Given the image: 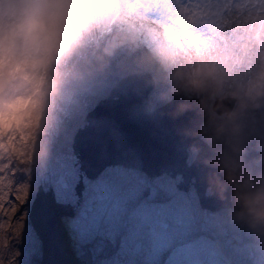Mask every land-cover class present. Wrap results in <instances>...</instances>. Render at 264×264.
I'll return each instance as SVG.
<instances>
[{
  "label": "rangeland",
  "instance_id": "374dc122",
  "mask_svg": "<svg viewBox=\"0 0 264 264\" xmlns=\"http://www.w3.org/2000/svg\"><path fill=\"white\" fill-rule=\"evenodd\" d=\"M31 2L34 7L40 9L50 28L57 29L65 35L73 33L74 40L69 42L67 50L52 65L51 87L38 107L39 118H28L19 126L13 124L0 128V146L3 145V148L9 151V159L4 163L6 171L3 176H7L5 182L7 189L4 193L8 189L14 191L16 198L9 204L10 208L1 214V218L4 216L5 219L0 224V251L7 250L6 244H9L13 251H20L17 247L19 241L26 245L25 232L32 225L29 216L24 215L21 220L9 224L12 215L19 212L29 196L28 192L18 190L17 183L28 186L30 182L24 183V180L28 177L31 180L36 179L42 169L47 167L49 185L72 197L66 214L73 211L75 215L65 214L67 217L65 218L56 214L55 218L46 219L44 223L51 229L54 225H66L68 237L62 239L51 237L50 240L43 235V244L39 245L37 258L32 260L27 256L20 264H93L99 254H103L104 257L111 256L110 264H141L137 261L135 263V260L146 252L153 257L151 264H162V262L166 264L168 251L178 246H180L179 250L170 253L173 264H264L259 261L256 254H253L252 249L244 247L240 251L237 250V247L250 244L252 240L257 239L255 236V238L240 237V228L244 224L261 223L264 226V218L260 216L261 210L264 209L262 200L255 201L253 198L245 211L231 208H222L214 212L208 209L204 211L198 201L195 178H191L184 188L183 175L177 173L173 176L170 171L163 173L162 176L165 181L172 182L173 191L178 195L173 203L174 209L170 213H163L164 215L159 219H156L158 214L155 212L145 219L143 215L147 204L151 205L159 201L161 182L157 177L149 178L142 171L111 165L95 179H90L80 169V163L71 147L76 130L84 125L86 113L100 99L107 96L117 78L119 80L134 72H149L154 81V87L148 95L151 110L173 99H195L204 114L202 124H208L209 120L218 122L219 126H213V129L219 128L223 140L226 131L230 129V124L227 120L225 123L221 121L240 111L245 104L248 109L246 115L248 120L243 121L245 133L237 134L235 139L232 135H228L227 142L231 144L230 146H226L224 141L220 144L219 139H215L211 145L208 144L210 136H206L200 129L199 139L205 145L211 148L221 147L219 160L223 168L235 171L240 167L246 144L256 138L264 141V118H260L257 122L252 120L256 107L261 103L264 104V80L261 79V73H264V0H212L210 4L205 0L196 3L198 7H202L200 21L211 26H219L220 35L216 43L223 51L219 59L211 60L210 57L203 58L201 47L192 46L193 64L195 69L199 67V70L192 74L193 80L190 84L185 80L174 93L169 90V82L163 79L157 69H154V57L143 55L149 53L150 48L141 30L132 27L131 19L125 18L122 14L124 9L127 12L131 10L126 0L116 1L115 8L118 12L113 23L107 25H102L101 17L87 5L86 0H31ZM24 3L25 0H0V25L5 22L11 23L16 18L18 7ZM167 4H169L168 0H166ZM119 21H125V25L121 27ZM153 38L151 35L149 40ZM106 39H111L112 49L106 46ZM140 49H143V52ZM203 61L215 63L212 78H209L211 71L204 72L201 69ZM248 73L251 76L246 81L244 78ZM220 82L226 83L229 88L226 90V96L216 97L213 84ZM257 92L261 94L257 95ZM237 97H243L239 106H237ZM217 100L219 102L215 103ZM231 106L233 107L229 116L223 117ZM45 120L47 122L42 128L41 123ZM188 150L195 151L189 161L186 158V165L189 167L197 158V149L191 146L187 148V152ZM2 153L3 150L0 149V156ZM226 154L231 155L232 164L226 165L225 161H222ZM261 156L264 164L263 146ZM57 162L67 163L72 176L65 177L58 173ZM247 183L243 181V185ZM261 184L264 190V177ZM80 185L81 189L78 191ZM88 185L93 190L104 191L110 196L108 213L111 211V218L108 223L110 227L115 228V238L119 237L122 228H128L134 235L127 241L125 251L116 254L114 246L106 248L102 237H94L91 239L92 242H89L87 238L78 234L75 223L78 219H84L86 213L76 212L73 206L88 193ZM128 188H132V198L136 202L139 200L143 202L140 211L131 212L128 199L122 202L121 197ZM152 190L153 196L149 199L147 192ZM212 194L210 187H207L205 195ZM115 203L118 205L113 209ZM181 209L185 219L192 221L182 230L192 231L190 235L179 239L175 216H179ZM133 212L134 214L130 215ZM169 217L172 219L171 223L167 221ZM93 218L96 222L97 217ZM45 225L41 224L39 227L44 228ZM87 225L88 221L83 220L79 223L81 227ZM4 230H9L10 235L4 236ZM31 230L34 232L33 227ZM101 230L102 228H99L96 232H102ZM34 236L39 237L35 232ZM71 239L74 240L70 242ZM258 239L264 242V234ZM228 244L235 246L234 250L229 251L231 255L223 251ZM201 246L205 247L204 253ZM212 251L220 257L219 260L212 256ZM59 258L61 260H58Z\"/></svg>",
  "mask_w": 264,
  "mask_h": 264
},
{
  "label": "bare ground",
  "instance_id": "6f19581e",
  "mask_svg": "<svg viewBox=\"0 0 264 264\" xmlns=\"http://www.w3.org/2000/svg\"><path fill=\"white\" fill-rule=\"evenodd\" d=\"M116 1L117 0H86V3L94 12L99 14L102 25H107V23H113V20L118 12L115 8ZM168 1L169 4L166 5V0H126V2L131 6V10L127 12V10L124 9L122 14L125 16V18L131 19L132 27H136L137 29L141 30L142 36L146 39L148 48H150V52L144 53L143 55L154 57V69H157L158 73L162 75L163 79L169 82V90L174 93L178 86L183 84L185 80L188 81V84H190L193 80L192 74L196 70H199V67L198 69H195V65L193 64L194 54L192 51V46L201 47L203 58L210 57L211 60L215 58L219 59L223 49L216 43V39L220 35L219 26H211L204 21H200L202 7H198L196 3H201L205 0ZM211 1L212 0H208V3L210 4ZM124 22L125 21H119L121 27L125 25ZM151 35L154 37L153 40H149ZM106 46L109 49L113 48L111 39H106ZM140 50L143 52V49ZM223 57L227 59V57ZM226 61L227 60H224V62ZM214 68L215 63L212 61L202 62L201 69L204 72L211 71L209 72V78L214 76V71H212ZM250 76L251 75L248 73L244 79L248 81ZM213 85L215 87L214 95H216V97L227 95L225 93L229 87L226 86V83L223 84L220 82L216 85ZM242 99L243 97H237V106L242 103ZM247 114L248 109L244 104V107L240 111H236L234 115L221 121L222 123H225V120H227V123L230 124V129L226 131L224 140L220 137L219 128L218 130L213 129V126H219L218 122L214 123L213 121L209 120L208 124H202L200 129L205 132L206 136H210L208 144L211 145L215 139H219L220 144L225 142L226 146H230L231 144L227 142V136L232 135L233 139H235L237 134L241 133L244 135L246 128L243 121L248 120L246 118ZM260 118H264L263 103L256 107L252 120L257 122V120ZM46 122L47 120L41 123L42 128ZM26 127L28 128L27 125ZM44 133L46 134V132ZM262 142V146L264 147V141L262 140ZM3 147V145L0 146V149L3 150L2 156H0V175H2L0 176V224L2 223L3 219H5L4 216L1 218V214L5 210L7 211V209L10 208L9 204L16 199L14 191L12 192L8 189L7 192L4 193V190L7 189V187H5L7 176H3V173L6 171V166L4 163L7 159H9V151ZM194 154L195 151L188 150V161L192 156H194ZM222 161H225V164L229 165L232 164L233 159L231 158V155L226 154L223 156ZM66 164L67 163L65 162H57V170L59 171L58 173L62 174L63 176L70 177L72 176V171L69 169V167H67ZM37 168L38 167H35V169ZM156 177L157 180L162 183H160L159 186V201L152 203L151 205L147 204V206L144 208L143 215L145 219L149 218L154 212L158 214L156 219H159L160 216H163V213H170L174 209V201L178 198V195H176V193L173 191L174 189L170 180L165 181L162 175ZM29 178L30 177L24 180V183L30 182V184H28L26 187L23 186V183H17L18 190L20 192H28L29 196L22 204L19 212L14 213L11 217V220L9 221V224H13L17 220H21L24 215L29 216L32 225L30 228H27L25 232L26 245L24 244V246L19 241L17 247L20 249V251H13L12 247H10L9 244H6L7 250L0 251V264H20L22 259L26 258L27 256L31 257L32 260H35L37 258L39 245L43 244V235H45L50 240L51 237L62 239L68 237L69 235L66 225H54V227L51 229L49 226L45 225L44 221L48 218H55L57 216L56 214H58V216H64L67 218L65 216L66 209L69 205H71L69 201L72 197L62 190L55 188L53 189V187L49 185V169L47 167L42 169V172L40 175L36 176V179L31 180ZM127 185L129 186V184ZM87 191L88 193L82 197L75 206H73L76 212L84 211L86 213L84 219H78L75 223V226L78 227V234H80V237H84L85 239L87 238L89 242H92L91 239L94 237H102L106 248L114 246L116 248V254L119 253V251H125L127 241L132 239L134 235L128 228H122L120 230L119 237L115 238V228L113 226L110 227L108 223V220L111 218V211L108 213V207H110V196L104 191L99 192L97 190H93L90 185H88ZM260 193H264L263 184H261L260 188L255 191V201L261 200L259 196ZM93 198H96V200L91 201ZM121 198L123 200L122 202L126 201L127 199L129 200L131 212L141 210V205L143 202L141 200L136 202L132 198V188H128V190L125 189L124 196ZM117 205L118 204L115 203L113 209H116ZM134 212L130 213V215H133ZM69 214L74 216L75 212L73 213L72 211V213ZM179 216H175V226L176 232L179 234L178 238L182 239V237H186L188 234H191V229H182L184 227H188L189 223L192 221L190 222L185 219L182 209L179 211ZM93 217H97L96 222L95 218ZM83 220L88 221V225L86 227L79 226V223ZM171 220L172 219L170 217L167 218L168 223H171ZM192 220H194V218ZM41 224L45 225V227H39ZM31 227L34 228L36 236H39L38 238H35ZM99 228H102V232H96ZM263 234V224H244L240 228V237H256L257 239L252 240V243L250 244L237 247V250L240 251L244 247H248L254 251L253 254L257 255L259 261L264 263V242H261L258 239V237L262 236ZM9 235V230H4V236ZM72 240L74 239H71L70 242H72ZM52 241H54V239ZM234 247L235 246H233V244H228L223 248V251L231 255L229 251H232V249L234 250ZM179 248L180 246L172 248L170 251H168L166 264L174 263L172 260V254L170 253L179 250ZM183 248L185 249V246ZM204 248V246H201L203 253L205 252ZM211 254L213 257H215V259H220V257H218L215 252L212 251ZM140 256L137 257L135 263L137 261V263L141 264H151L153 257L148 252ZM108 257H104L103 254H99V256H97L98 259L95 260L93 264H110L111 256ZM58 260H61V258ZM162 264H165V262H162Z\"/></svg>",
  "mask_w": 264,
  "mask_h": 264
},
{
  "label": "water",
  "instance_id": "95a60500",
  "mask_svg": "<svg viewBox=\"0 0 264 264\" xmlns=\"http://www.w3.org/2000/svg\"><path fill=\"white\" fill-rule=\"evenodd\" d=\"M153 87L149 72L127 74L86 113L71 145L80 169L90 179L111 165L142 171L149 178L179 173L184 188L195 178L202 210L245 211L264 177L261 139L246 144L240 167L225 169L219 160L221 147H208L199 139L204 114L197 101L173 99L151 110L148 95ZM232 107L223 117L229 116ZM191 146L197 149V158L188 167L187 148ZM243 181L248 183L243 185ZM207 187L213 192L210 196L205 195ZM147 195L150 199L153 190Z\"/></svg>",
  "mask_w": 264,
  "mask_h": 264
},
{
  "label": "clouds",
  "instance_id": "9594fccd",
  "mask_svg": "<svg viewBox=\"0 0 264 264\" xmlns=\"http://www.w3.org/2000/svg\"><path fill=\"white\" fill-rule=\"evenodd\" d=\"M72 40L73 33L50 28L31 0L18 7L11 23L0 25V128L39 118L38 107L51 87L52 65ZM259 196L264 202V193ZM260 216L264 218V209Z\"/></svg>",
  "mask_w": 264,
  "mask_h": 264
},
{
  "label": "trees",
  "instance_id": "16d2710c",
  "mask_svg": "<svg viewBox=\"0 0 264 264\" xmlns=\"http://www.w3.org/2000/svg\"><path fill=\"white\" fill-rule=\"evenodd\" d=\"M123 73H124V74H127V73H125V72H123ZM117 81H118V78L115 80V83H116ZM115 83H114V84H115ZM114 84H113V85H114Z\"/></svg>",
  "mask_w": 264,
  "mask_h": 264
}]
</instances>
